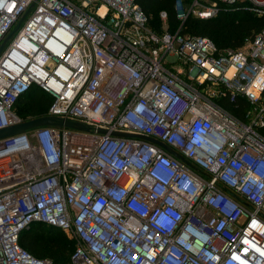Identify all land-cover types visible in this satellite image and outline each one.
<instances>
[{"label": "built area", "instance_id": "1", "mask_svg": "<svg viewBox=\"0 0 264 264\" xmlns=\"http://www.w3.org/2000/svg\"><path fill=\"white\" fill-rule=\"evenodd\" d=\"M174 8L159 31L137 0H0V129L38 117L16 110L34 86L87 127L0 139V264H53L20 243L36 224L69 264H264V28L224 49L182 30L264 0Z\"/></svg>", "mask_w": 264, "mask_h": 264}, {"label": "trees", "instance_id": "2", "mask_svg": "<svg viewBox=\"0 0 264 264\" xmlns=\"http://www.w3.org/2000/svg\"><path fill=\"white\" fill-rule=\"evenodd\" d=\"M175 0H137L149 16V22L157 30L162 29L160 13H168V26L176 31L180 20L174 8ZM264 28V16H256L244 10H223L217 17L198 19L189 17L183 32L208 36L218 48H238L247 39L254 38ZM40 93V95H39ZM51 97L38 87H32L30 92L16 102V110L23 118L41 116L47 113ZM244 107V103H240ZM241 107V108H242ZM240 114L239 109L234 110ZM21 245L42 258H50L53 264H69L75 245L73 239L59 230L36 224L25 229L20 237Z\"/></svg>", "mask_w": 264, "mask_h": 264}, {"label": "water", "instance_id": "3", "mask_svg": "<svg viewBox=\"0 0 264 264\" xmlns=\"http://www.w3.org/2000/svg\"><path fill=\"white\" fill-rule=\"evenodd\" d=\"M9 37L10 36H8L2 42L1 47H0V51H1L2 47L4 46V44L6 43V41L9 39ZM45 125L68 126V127L78 128V129L87 128L85 125L78 123V122L71 121V120L60 119V118H57L54 116H47V115L46 116H38V117L33 118L31 120H26V121H23L21 123L0 129V139L7 138V137L14 135V134H17V133H23L27 130L34 128V127L45 126ZM102 131L106 132L105 129ZM112 134L117 135V136H125V137H140V138H144V139H147L149 141L158 143L160 145H164V143H162L161 141H159L157 139H154L152 137L145 136V135H142L139 133L114 130V131H112ZM167 148L170 149L174 154L179 156V154L176 151L172 150L169 147H167ZM226 190L231 192L227 188H226Z\"/></svg>", "mask_w": 264, "mask_h": 264}, {"label": "rangeland", "instance_id": "4", "mask_svg": "<svg viewBox=\"0 0 264 264\" xmlns=\"http://www.w3.org/2000/svg\"><path fill=\"white\" fill-rule=\"evenodd\" d=\"M41 60H45L43 57H41L40 58ZM39 95H40V93H39ZM72 239V238H71ZM73 242H74V244L73 245H75V240L73 239Z\"/></svg>", "mask_w": 264, "mask_h": 264}, {"label": "clouds", "instance_id": "5", "mask_svg": "<svg viewBox=\"0 0 264 264\" xmlns=\"http://www.w3.org/2000/svg\"><path fill=\"white\" fill-rule=\"evenodd\" d=\"M161 222L164 223V224L167 223L165 220H161Z\"/></svg>", "mask_w": 264, "mask_h": 264}]
</instances>
